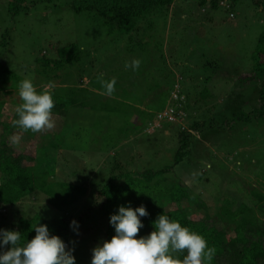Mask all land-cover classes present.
<instances>
[{
	"label": "rangeland",
	"instance_id": "rangeland-1",
	"mask_svg": "<svg viewBox=\"0 0 264 264\" xmlns=\"http://www.w3.org/2000/svg\"><path fill=\"white\" fill-rule=\"evenodd\" d=\"M8 1L0 0V71L7 70L13 79L0 84V135L2 124H11L22 103L19 86L23 80H31L38 93L52 82L51 94L67 98L73 89L84 90L77 96L84 106L68 109L61 124L66 138L55 150V182L71 180L68 174L85 180L105 178L110 172L118 173V165L130 172L157 171L172 161L177 147L175 127L186 128L212 117L218 124L227 119L224 116L236 114L237 103L244 97L256 102L257 85L240 89L234 79L250 75L249 57L264 28L263 0H220V9L206 16V8L199 10L197 0H173L168 7H156L141 16L133 31L121 38L106 34L94 18L71 13V0H25L27 10L16 15L7 12ZM71 47L78 51V61L66 67H54L51 62L43 70L36 65L40 59L54 57L57 50L72 51ZM136 59L141 62L137 70L125 68V63ZM98 77L115 78L112 96L101 94ZM203 90L209 95L205 102L200 100ZM52 119L54 128L36 132L34 137L31 130L12 129L5 137L11 152L32 156L42 134L62 123ZM163 123L169 125L160 128ZM240 126H233L228 135L224 128L215 135L209 131L203 138L197 134V142L189 144V158L173 168L174 177L200 197L206 214L213 218L221 206L233 211L241 203L254 211L247 191L255 186L264 193V179L255 177L264 171V123ZM13 135H20L18 145L10 142ZM37 157L34 169L46 168L42 155ZM200 170L204 177L196 180ZM90 202L80 199L76 206L60 208L48 205L47 198L35 191L12 207L0 209V229L7 231L18 218L64 219L63 242L73 249L75 264H91L92 250L102 243V230L95 220L77 222L80 210ZM72 221L78 227L70 226ZM7 250L4 247L0 252Z\"/></svg>",
	"mask_w": 264,
	"mask_h": 264
},
{
	"label": "trees",
	"instance_id": "trees-1",
	"mask_svg": "<svg viewBox=\"0 0 264 264\" xmlns=\"http://www.w3.org/2000/svg\"><path fill=\"white\" fill-rule=\"evenodd\" d=\"M172 1L71 0L68 7L70 12L75 15L86 14V16L94 18L106 34H115L117 38H121L133 31L135 23L141 16L151 13L156 7H168ZM218 1L220 0H197V7L202 11L206 8L207 12L203 14L206 16L208 12L220 9ZM24 2L25 0H9L6 5L7 12L10 15H16L20 11L24 13L27 10ZM260 6L264 8V0ZM208 20L211 21L212 18L210 17ZM64 51L71 53L70 57ZM72 51L69 48L57 50L53 53L55 54L54 57L40 59L36 61V65L42 70L48 67L51 62H53L54 67L56 64L66 67L69 63L76 62L79 59L78 51L75 52V48ZM249 60L250 68L247 71L250 75L242 79L236 77L234 83L240 89L252 84L257 85L255 88L257 92L256 102L244 97L239 104L237 103V110H239L234 111L236 114L231 117L224 116L227 119H220L221 121L218 124L212 122V117L210 120L205 119L199 123L193 122L186 128H179L176 125L177 147L172 161L168 166H164L157 171L130 172L125 171L124 166L120 167L118 165V173L110 172L105 178L95 177L96 180H94L91 177L90 180H85L81 177H75L74 174H68L67 179L73 177L71 180L55 182V150L60 149L66 138L61 134V124H64L68 109H80L84 106L80 104L81 102L77 98L81 93H84V90L73 89L68 98L61 94H51L54 101L52 117L57 118V121L61 120L62 123L58 124L55 131L42 134L40 146H35L32 156L25 157L21 154H13L11 147L5 141V137L9 132L12 129L15 130L12 121L18 119V117L14 113L11 124L3 123L1 126L0 209L3 210L8 206L12 207L35 191L47 198L48 205L57 207L59 205L60 208L76 206L79 204L80 199H92L89 206L80 210L77 222L81 224L84 220H95L96 224H100L98 230H102L101 242H104L109 241L115 235V230L110 225L109 220L111 215L118 214L119 207L130 206L132 209H136L143 205L148 215L139 217L144 227L139 230L137 239L148 236L154 231L153 225L157 217L164 214L170 221L179 222L182 227L201 235L206 240L208 247L216 249L211 264H264V193L258 191L255 186L247 191L248 196L253 200L254 211L241 205V203L233 211L221 206L219 212L215 213V218H213L206 214L207 208L200 197L193 196L187 185L174 177L173 174V168L189 158V144L197 142V134L203 138V136L210 135L209 131H212L215 135V132L218 133L219 130L224 128L226 129L224 130L225 133L228 135L233 132V126L237 127L238 124L243 129L245 125L252 122L258 125L264 123V28L256 38L255 47ZM213 64L216 65V63ZM207 66L211 65L208 63ZM211 69H214V67L211 66ZM10 78L11 75L7 70L0 71L1 85L7 84ZM201 93L200 100L205 102L209 98L208 92L203 90ZM247 93L248 91H246V95ZM202 113H207V111ZM216 114L215 118L219 117ZM146 122L149 123L150 121ZM163 125L169 124L163 123L160 128ZM191 132H194L196 136ZM34 134L33 132L31 137H34ZM226 134H222L221 139H225ZM219 140L217 138V143ZM230 154L231 151L227 152L228 156ZM37 155H42L46 168L44 167L42 170L34 169ZM220 174L226 175V173ZM200 177H204V170L199 171L196 180H199ZM255 177L264 179V171L255 173ZM88 188L91 189V198L87 196ZM82 205L85 206L86 203L83 202ZM165 205L169 207L167 210H165ZM192 207L195 212L193 210L187 212ZM199 212L203 213L201 218L197 217ZM39 225H46L50 236L54 235L65 241L67 224L64 219L43 220L37 216L27 220L18 218L16 223L7 231L19 232L21 234L19 243L23 246L27 241L34 238L36 234L34 228ZM13 228L14 230H12ZM69 245L71 246V242ZM5 248L9 249L10 245L5 246ZM175 255L177 258L183 259L186 252Z\"/></svg>",
	"mask_w": 264,
	"mask_h": 264
},
{
	"label": "clouds",
	"instance_id": "clouds-1",
	"mask_svg": "<svg viewBox=\"0 0 264 264\" xmlns=\"http://www.w3.org/2000/svg\"><path fill=\"white\" fill-rule=\"evenodd\" d=\"M140 63L138 59L132 60L125 63V68L135 71ZM98 79L103 88L101 94L112 96L115 78ZM54 86L49 82L38 93L31 80H23L19 86L22 103L15 110L18 119L12 121L13 126L34 133L54 128V101L50 91ZM9 139L13 145H18L21 137L13 135ZM147 215L143 205L136 209L119 207L118 214L111 215L109 220L115 235L92 250L91 264H211L216 249L208 247L201 235L182 227L179 222L170 221L164 214L157 217L154 231L137 239L139 230L144 227L139 217ZM70 226L78 227L76 221ZM34 230V238L21 246L19 232L0 229V249L10 245L7 251L0 252V264H75L73 249L67 248L59 237L50 236L46 225L36 226ZM185 252L183 259L175 255Z\"/></svg>",
	"mask_w": 264,
	"mask_h": 264
},
{
	"label": "built area",
	"instance_id": "built-area-1",
	"mask_svg": "<svg viewBox=\"0 0 264 264\" xmlns=\"http://www.w3.org/2000/svg\"><path fill=\"white\" fill-rule=\"evenodd\" d=\"M168 119H169V120H172V118H170V117H169Z\"/></svg>",
	"mask_w": 264,
	"mask_h": 264
}]
</instances>
